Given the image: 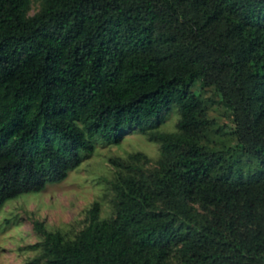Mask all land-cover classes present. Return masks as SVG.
Segmentation results:
<instances>
[{
	"label": "trees",
	"instance_id": "trees-1",
	"mask_svg": "<svg viewBox=\"0 0 264 264\" xmlns=\"http://www.w3.org/2000/svg\"><path fill=\"white\" fill-rule=\"evenodd\" d=\"M0 0V210L139 128L160 145L110 159L114 216L48 230L27 264H264V0ZM197 82L233 116L225 132ZM172 106L175 131L154 124ZM248 154L260 176L210 169ZM226 164V165H227Z\"/></svg>",
	"mask_w": 264,
	"mask_h": 264
},
{
	"label": "rangeland",
	"instance_id": "rangeland-1",
	"mask_svg": "<svg viewBox=\"0 0 264 264\" xmlns=\"http://www.w3.org/2000/svg\"><path fill=\"white\" fill-rule=\"evenodd\" d=\"M31 1L30 15L41 5V0ZM196 90L202 98L209 99L210 116L218 125L227 126L224 131L229 132L235 123L221 96L214 89L203 87L201 82H197ZM178 120L179 112L172 106L154 126L163 131H175ZM139 152L151 159L148 167H154L160 157V145L150 141L139 128L124 131L118 144L106 143L97 137L94 152L84 156L80 166L65 180L48 184L40 192L23 193L9 199L0 210V264H27L40 254L41 249L33 247L44 239L35 229L36 221L43 222L48 230H61L66 236L74 237L87 225L88 211L95 201L101 203L100 218L114 216L115 192L111 182L118 169L110 159L126 160ZM233 156L234 153H230L225 161L211 164L212 174L236 182L261 175L255 158L248 154L239 155L237 164L229 166L227 161Z\"/></svg>",
	"mask_w": 264,
	"mask_h": 264
}]
</instances>
